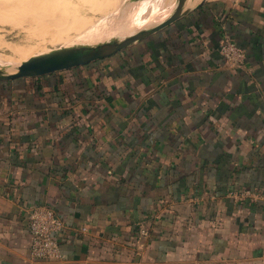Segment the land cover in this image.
Wrapping results in <instances>:
<instances>
[{"label":"crops","instance_id":"0c3cea01","mask_svg":"<svg viewBox=\"0 0 264 264\" xmlns=\"http://www.w3.org/2000/svg\"><path fill=\"white\" fill-rule=\"evenodd\" d=\"M246 189L264 193V0L209 1L107 58L0 81V264H264V206L230 196ZM37 205L63 222L60 258L30 253Z\"/></svg>","mask_w":264,"mask_h":264},{"label":"rangeland","instance_id":"374dc122","mask_svg":"<svg viewBox=\"0 0 264 264\" xmlns=\"http://www.w3.org/2000/svg\"><path fill=\"white\" fill-rule=\"evenodd\" d=\"M22 1L34 4L5 12L10 3ZM142 1L0 0V6L4 5L0 8V67L76 43L125 36L158 23L170 12L152 17L145 12L152 2L142 5ZM209 1L213 0L206 2ZM44 7L47 8L38 14ZM81 22L85 24H77Z\"/></svg>","mask_w":264,"mask_h":264},{"label":"water","instance_id":"95a60500","mask_svg":"<svg viewBox=\"0 0 264 264\" xmlns=\"http://www.w3.org/2000/svg\"><path fill=\"white\" fill-rule=\"evenodd\" d=\"M206 1L200 0L193 6H187L186 0H176L170 12L152 26L141 28L125 36H115L98 42L76 43L34 54L18 64L0 67V81L39 77L107 58L170 26L201 7Z\"/></svg>","mask_w":264,"mask_h":264},{"label":"built area","instance_id":"2783aa9c","mask_svg":"<svg viewBox=\"0 0 264 264\" xmlns=\"http://www.w3.org/2000/svg\"><path fill=\"white\" fill-rule=\"evenodd\" d=\"M220 56L233 67H241L246 60L245 52L232 38L224 33L218 47ZM236 200L250 199L264 206V193L257 190H241L230 192ZM29 220V250L37 259L53 260L61 257L57 234L63 228V222L55 210L47 205H37L30 209ZM140 234L148 233L141 230Z\"/></svg>","mask_w":264,"mask_h":264},{"label":"bare ground","instance_id":"6f19581e","mask_svg":"<svg viewBox=\"0 0 264 264\" xmlns=\"http://www.w3.org/2000/svg\"><path fill=\"white\" fill-rule=\"evenodd\" d=\"M149 1L152 3L148 7L149 9L145 12L146 13L149 12L150 15H153L152 17H156L159 15H164L169 9L171 10V8L173 7L176 0H143L142 5L149 2ZM199 1L200 0H186L185 5L193 6V5L197 4ZM28 2L29 1L14 2L12 4L10 3L9 4L10 8L8 10H6L5 12H16L17 8L24 5V4H29V5L34 4L33 2H31V3H28ZM1 7H4V5L0 6V8ZM46 8L44 7L42 10H39L38 14H42V11H44ZM0 12H1V10H0ZM51 14H53V13H51ZM63 14H65V13H63ZM0 15H1V13H0ZM54 15H56V13H54ZM22 16L24 17L25 15H22ZM77 24L84 25L85 22H81V23H77Z\"/></svg>","mask_w":264,"mask_h":264}]
</instances>
